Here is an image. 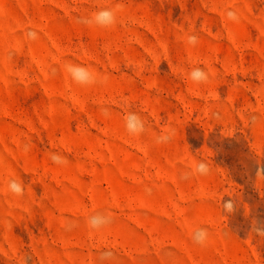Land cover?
Segmentation results:
<instances>
[{
  "label": "rangeland",
  "instance_id": "rangeland-1",
  "mask_svg": "<svg viewBox=\"0 0 264 264\" xmlns=\"http://www.w3.org/2000/svg\"><path fill=\"white\" fill-rule=\"evenodd\" d=\"M118 4L111 27L79 22ZM261 167L264 0H0V264H264Z\"/></svg>",
  "mask_w": 264,
  "mask_h": 264
},
{
  "label": "clouds",
  "instance_id": "clouds-1",
  "mask_svg": "<svg viewBox=\"0 0 264 264\" xmlns=\"http://www.w3.org/2000/svg\"><path fill=\"white\" fill-rule=\"evenodd\" d=\"M122 9V5H116L115 8H102L91 16L81 19L79 22L84 23L88 26H96L101 28H108L114 25L117 21V13ZM229 20H235L236 13L234 11H228L226 13ZM28 36L31 38L36 37L34 31H29ZM198 41L196 35H188L186 42L189 45H195ZM64 70L70 76L73 82L78 85H90L96 83V78L86 67L74 64H65ZM188 78L195 83L205 82L208 79V74L201 68H193L188 73ZM107 115V112H105ZM125 128L129 134L139 135L144 131V123L141 118L134 112H128L125 115ZM170 139L169 135H162L157 138V142H166ZM50 159L55 164L64 163V158L56 153L50 154ZM209 171L208 165L203 161L196 164L193 169V174L206 175ZM257 175H264V167L257 169ZM185 179L187 176L184 177ZM7 190L14 196H22L24 194V187L22 183L16 179H10L7 182ZM223 208L226 213H233L235 211V204L233 200L228 199L223 201ZM111 223V216L97 213L87 218V224L92 229H101L105 225ZM251 228L257 235L264 236V222L256 220L252 223ZM192 239L195 243L203 245L207 239V231L203 228L196 229L192 234ZM113 256L111 251H104L101 253L100 259L107 260Z\"/></svg>",
  "mask_w": 264,
  "mask_h": 264
}]
</instances>
